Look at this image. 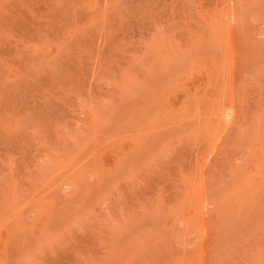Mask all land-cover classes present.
<instances>
[{"label":"rangeland","instance_id":"374dc122","mask_svg":"<svg viewBox=\"0 0 264 264\" xmlns=\"http://www.w3.org/2000/svg\"><path fill=\"white\" fill-rule=\"evenodd\" d=\"M263 148L264 0H0V264H264Z\"/></svg>","mask_w":264,"mask_h":264},{"label":"bare ground","instance_id":"6f19581e","mask_svg":"<svg viewBox=\"0 0 264 264\" xmlns=\"http://www.w3.org/2000/svg\"><path fill=\"white\" fill-rule=\"evenodd\" d=\"M137 140V139H136ZM256 140V139H255ZM137 142V141H136ZM255 144V143H254ZM248 145H250V144H248ZM257 147V146H256ZM259 147V146H258ZM264 149V148H263ZM262 150V149H261ZM186 154V153H185ZM187 160V159H186ZM262 170V169H261ZM116 174V173H115ZM249 175V174H248ZM253 176V175H252ZM264 177V176H263ZM252 181V180H251ZM167 182V181H166ZM246 182V181H245ZM93 188V187H92ZM95 189V188H94ZM102 194V193H101ZM144 195H146V194H144ZM138 210V209H137ZM62 212V211H61ZM66 216V215H65ZM68 217V216H67ZM141 218V217H140ZM70 233V232H69ZM44 234V233H43ZM101 238V237H100ZM155 240V239H154ZM76 242V241H75ZM99 242V241H98ZM91 243V242H90ZM53 244V243H52ZM76 244V243H75ZM79 244V243H78ZM158 244V243H157ZM103 245H105V244H103ZM94 248V247H93ZM86 250V249H85ZM86 256V255H85ZM106 258V257H105ZM73 263V262H72ZM78 263V262H77Z\"/></svg>","mask_w":264,"mask_h":264}]
</instances>
